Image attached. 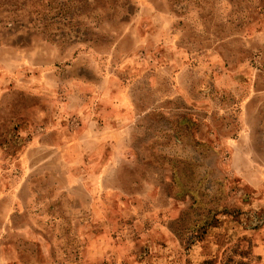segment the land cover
Here are the masks:
<instances>
[{
    "label": "rangeland",
    "instance_id": "374dc122",
    "mask_svg": "<svg viewBox=\"0 0 264 264\" xmlns=\"http://www.w3.org/2000/svg\"><path fill=\"white\" fill-rule=\"evenodd\" d=\"M5 1L0 264H264V0Z\"/></svg>",
    "mask_w": 264,
    "mask_h": 264
},
{
    "label": "trees",
    "instance_id": "16d2710c",
    "mask_svg": "<svg viewBox=\"0 0 264 264\" xmlns=\"http://www.w3.org/2000/svg\"><path fill=\"white\" fill-rule=\"evenodd\" d=\"M24 1V3H26V2H28L29 0H23ZM22 1V2H23ZM44 1L46 2L45 3V5H44ZM67 1H69V0H37L36 2H35V4H37L38 6H43V8L45 7V8H47V9H49V7H53V5L55 4L56 5V7L58 8L57 9V11L55 12V13H52V16H59L60 14H61V16L62 17H64L65 15H66V13H63V11H61V9L66 5V2ZM3 2H4V4L6 5V4H9V2H6L5 0H2V3L0 2V6L2 7L3 5ZM13 2L15 3H17L19 6H20V2H19V0H13ZM34 4V5H35ZM184 5V4H183ZM16 6V5H15ZM16 8L18 9V8H20V7H18V6H16ZM180 8H183V7H180ZM50 10V9H49ZM37 12H38V14H41L42 13V9H40V10H37ZM177 12H179V11H177ZM50 14V13H49ZM46 16V15H45ZM45 16H43V17H41V20L43 19L44 20V18H46ZM36 18H38V17H36ZM53 18V17H52ZM30 23H33V25H34V27L35 26H37V23H38V21L35 19H33L32 17L30 18ZM207 223V220H205L204 222H203V225H205ZM195 226H197V224L196 223H194V227ZM202 227H204V226H202ZM183 229H185L186 231L188 230H190V228L188 229V225L187 224H185L184 226H183ZM179 232H180V229H179ZM189 238V240H192V237H188ZM207 262H205V264H206ZM208 264V263H207Z\"/></svg>",
    "mask_w": 264,
    "mask_h": 264
}]
</instances>
